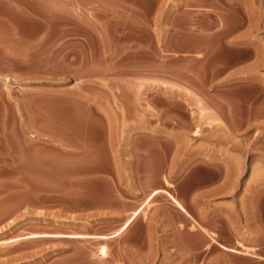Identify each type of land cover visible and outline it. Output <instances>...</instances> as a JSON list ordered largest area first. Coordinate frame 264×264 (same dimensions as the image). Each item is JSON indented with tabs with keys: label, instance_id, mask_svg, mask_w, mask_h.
I'll list each match as a JSON object with an SVG mask.
<instances>
[{
	"label": "rangeland",
	"instance_id": "obj_1",
	"mask_svg": "<svg viewBox=\"0 0 264 264\" xmlns=\"http://www.w3.org/2000/svg\"><path fill=\"white\" fill-rule=\"evenodd\" d=\"M20 80L55 89L57 117L50 134L33 129L51 141L26 151L24 127L0 126V264H264V0H0V108ZM83 102L106 138L113 113L116 148L135 157L137 183L120 197L132 205L103 209L104 225L85 193L11 190L64 187L40 179L86 151ZM24 157L35 185L12 184ZM157 189L186 211L180 247L171 198L143 204ZM142 205L127 240L92 236Z\"/></svg>",
	"mask_w": 264,
	"mask_h": 264
},
{
	"label": "crops",
	"instance_id": "obj_2",
	"mask_svg": "<svg viewBox=\"0 0 264 264\" xmlns=\"http://www.w3.org/2000/svg\"><path fill=\"white\" fill-rule=\"evenodd\" d=\"M33 75L24 76L23 80H30ZM11 80H14L10 77ZM18 84V85H17ZM14 85L7 83V86L2 89V95L16 96L15 104L7 103L0 108V126H12L15 122L16 127H24V135L19 137L16 142L22 145L24 151L29 150L32 145L45 141V132L35 128L46 126L48 128L47 134H50L49 128L54 125L57 113L55 111V89L34 86L33 84H25L22 86L21 80L17 81ZM40 96L42 98L41 111L36 109V99L34 97ZM21 97V98H19ZM53 97V99L51 98ZM107 114L112 119V135L105 137L102 131L103 118L91 108L89 104L83 102V116L79 120V139L85 145L86 151L82 152H66L64 155V163L66 171L48 175V178H41V185L48 186H64L60 187H44L38 189L15 188L11 190H43V191H77L85 193L90 198V202L84 206L87 208L100 209L97 210L95 215L97 219L103 223V209L110 208L116 209L120 206L129 207L132 205L130 202H124L121 205L120 197L128 195L127 186L137 183L138 177L135 174V157L132 152L121 153L117 150L116 145L118 141L113 134L114 129V115L107 110ZM102 115V114H101ZM14 143L13 140H10ZM129 155V156H128ZM23 163L16 164V178L14 179L15 185L31 186L35 185L32 171L30 170L34 164L32 158L24 157ZM132 197V196H131ZM131 198L130 201H133ZM176 204V203H175ZM182 206V205H181ZM183 207V206H182ZM184 208V207H183ZM176 213L179 215L181 222H175L173 225L172 239L176 241V246L182 240L183 232L180 230L179 225H183L184 211L176 204L174 206ZM160 211H155L154 215H159ZM115 219H113L114 221ZM119 223V220H115ZM135 221V219L133 220ZM132 221V222H133ZM114 223V222H113ZM131 225V224H130ZM129 225V226H130ZM128 226V227H129ZM157 226V225H156ZM167 225L164 227L166 228ZM128 227L123 231L125 233L124 239L128 237ZM162 228V227H161ZM160 228V229H161ZM96 230H103V227H96ZM111 229H114L112 227ZM122 232V233H123ZM111 235V234H110ZM116 237V236H115ZM114 238V237H112Z\"/></svg>",
	"mask_w": 264,
	"mask_h": 264
},
{
	"label": "bare ground",
	"instance_id": "obj_3",
	"mask_svg": "<svg viewBox=\"0 0 264 264\" xmlns=\"http://www.w3.org/2000/svg\"><path fill=\"white\" fill-rule=\"evenodd\" d=\"M161 192H165L166 193V195L168 196V197H170L171 198V200L174 202V203H176L184 212H186L185 211V209L181 206V204L177 201V199H175L174 198V196L173 195H171V194H169L168 192H166V191H163V190H159V189H157V190H154V191H152L150 194H149V196L145 199V202L143 203L144 205L146 204H148L149 202H151L152 201V199L156 196V195H158V194H160ZM143 208H144V206L142 205V206H140L137 210H135L132 214H131V216L128 218V219H126L125 221H124V223L121 225V227L117 230V231H115L114 233H112L111 235H101V236H94V235H92L94 238H100V239H109V238H112V237H115V236H118V235H120L131 223H132V221L142 212V210H143ZM87 236V235H86ZM85 236V237H86ZM91 236V238H93ZM29 237L30 238H38V237H70V238H82V237H84V236H82V235H65V234H31V235H29ZM87 237H89V236H87ZM212 241V240H211ZM212 242H214V241H212ZM219 246H220V248H222V249H224V250H226V251H231V252H233V253H237L238 251L236 250V249H233V248H229V247H225L224 245H222V244H219ZM101 249H104L105 251H101ZM99 253L101 254V256L103 257V256H105L106 255V247L103 245H101V247H100V249H99ZM239 253H240V251H239ZM120 264V263H119Z\"/></svg>",
	"mask_w": 264,
	"mask_h": 264
},
{
	"label": "snow or ice",
	"instance_id": "obj_4",
	"mask_svg": "<svg viewBox=\"0 0 264 264\" xmlns=\"http://www.w3.org/2000/svg\"><path fill=\"white\" fill-rule=\"evenodd\" d=\"M101 251H105L104 249H101Z\"/></svg>",
	"mask_w": 264,
	"mask_h": 264
}]
</instances>
